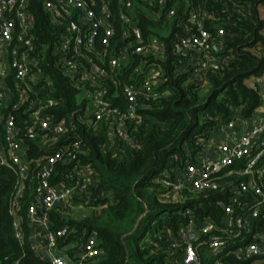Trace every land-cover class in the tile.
Listing matches in <instances>:
<instances>
[{
	"label": "built area",
	"instance_id": "built-area-1",
	"mask_svg": "<svg viewBox=\"0 0 264 264\" xmlns=\"http://www.w3.org/2000/svg\"><path fill=\"white\" fill-rule=\"evenodd\" d=\"M139 1L162 9L167 0ZM42 8L52 25L65 24L50 49L55 64L75 84H85L89 106L83 118L77 119L95 125L102 122L112 146L117 142L134 144L127 127L142 122L137 113L139 98L154 99L161 94L158 88L163 73L157 61L164 59V45L156 37L144 41L132 19V0H117L116 14L109 0H42ZM238 13L244 14L240 9ZM174 14V9L169 10L167 18ZM207 19L211 17L206 12L190 10L176 44L180 69L191 72V80L199 86L231 58L225 53L224 29L210 32L205 28ZM32 26L28 0H0V169L15 175L11 213L29 191L26 216L33 235L41 234L49 264H86L100 252L94 235L79 244L75 260L67 261L59 253L58 242L68 234V228L51 229L49 213L56 207H66L68 215L74 208H91L94 171L90 165L76 162L58 179L56 166L77 160L79 142L67 141L66 132L69 125L74 126L73 121L52 111L62 100L45 92L51 80L39 72ZM130 55L143 58L133 70V81L121 86L126 101V109L121 111L108 100L106 84L115 85L113 75L128 64ZM259 83L264 88L261 78ZM24 104L23 120H18L17 112ZM3 108L10 111L2 114ZM26 141H37L32 157L27 156ZM118 148L122 153L123 148ZM172 175L162 180L164 200L183 202L189 196L217 194L222 198L216 205L223 212L220 221L204 216L195 222L190 211H184L189 217L187 225L166 239L168 249L177 253L176 259L171 254L173 264H231L232 259L264 264V95L250 117L236 115L220 123L200 152ZM76 196L80 201L73 202ZM15 237L20 240L18 231ZM32 249L35 251L33 245Z\"/></svg>",
	"mask_w": 264,
	"mask_h": 264
},
{
	"label": "trees",
	"instance_id": "trees-1",
	"mask_svg": "<svg viewBox=\"0 0 264 264\" xmlns=\"http://www.w3.org/2000/svg\"><path fill=\"white\" fill-rule=\"evenodd\" d=\"M109 2L116 14L117 0ZM132 3V19L140 27L144 41L156 37L165 47L164 59L157 61L163 73L158 88L161 94L151 100L138 99L137 113L142 122L127 127L134 144L117 142L112 146L102 122L95 125L77 119L78 116L83 118L89 106L85 84L81 81L75 84L55 64L50 53L57 33L65 30V24L52 25L43 11L42 0H28L39 72L51 80V86L45 92L62 100L52 111L73 121L74 126L69 125L66 132L67 141L79 142L77 160L59 163L56 174L58 179L64 178L63 175L76 162L80 166L90 165L94 171L90 207H102L80 219L70 218L66 207H56L49 213L51 229L64 225L68 228V234L58 242V249L74 241V246L64 252L67 261L75 260L79 244L94 235L100 252L86 264H173L171 254L176 259L177 253L168 249L166 239L187 225L189 217L184 215V211H190L195 222L204 216L220 221L223 212L216 201L222 197L217 194L197 195L189 196L183 202H170L163 198L166 190L162 180L172 177L173 171L186 159H192L199 153L203 142L220 123L236 115L248 118L262 104L260 83L256 79L264 74V18L258 12L264 0H167L162 9L139 0H132ZM171 9L175 14L167 18ZM192 9L210 15L211 19L205 23L210 32L217 27L224 29L225 53L231 57L218 72L209 73L208 81L201 86L191 80V72L180 69L182 64L176 52L183 25ZM238 9L244 14L238 13ZM140 58L143 57L130 55L128 64L113 75L115 85L107 81L108 100L121 111L126 109L121 86L133 81V70L140 64ZM25 105L17 112L18 120H23ZM9 111L1 109L2 114ZM105 143L107 145L103 147ZM26 144L27 156H34L37 141H26ZM118 147L123 148L122 153ZM15 182L13 172L0 169V264H49L32 249L33 227L26 216L29 191L11 213ZM78 201V196L73 198V202ZM142 215L144 217L137 229L130 234ZM143 222L142 236L138 238L137 232ZM16 231L20 233V240L15 237ZM123 236H126L124 242L129 249L128 256L121 240ZM230 262L259 264L235 259Z\"/></svg>",
	"mask_w": 264,
	"mask_h": 264
},
{
	"label": "rangeland",
	"instance_id": "rangeland-1",
	"mask_svg": "<svg viewBox=\"0 0 264 264\" xmlns=\"http://www.w3.org/2000/svg\"><path fill=\"white\" fill-rule=\"evenodd\" d=\"M258 12H259L260 17L261 18H264V6L263 7H262V5L259 6ZM261 81L264 82V74L261 77ZM101 208L102 207H99L98 210H97V212ZM84 216H88V213L86 211V208H74V209L71 210L70 215H69V217L72 218V219H80V218H82ZM144 226H145V223L143 222L140 225V227L138 229V232H137L138 238H140L142 236V232H143ZM72 246H74V241H69L64 247L60 248V251H61V253L63 255V256L61 255L62 258L63 257L65 258V256H64L65 250L68 249V248H72ZM133 248H135V245L133 246Z\"/></svg>",
	"mask_w": 264,
	"mask_h": 264
},
{
	"label": "crops",
	"instance_id": "crops-1",
	"mask_svg": "<svg viewBox=\"0 0 264 264\" xmlns=\"http://www.w3.org/2000/svg\"><path fill=\"white\" fill-rule=\"evenodd\" d=\"M213 136H215V135H213ZM97 210H98V207H96V208H94V207L93 208L92 207L91 208H86V211L88 213V216L91 215V214H93ZM41 238H42L41 237V234H39V233L38 234H34L32 236V238H31L32 245L34 246V249H35V251L37 253H39V252L42 253L44 251L43 250V246L41 244ZM59 253H60V255H62L61 251H59Z\"/></svg>",
	"mask_w": 264,
	"mask_h": 264
},
{
	"label": "water",
	"instance_id": "water-1",
	"mask_svg": "<svg viewBox=\"0 0 264 264\" xmlns=\"http://www.w3.org/2000/svg\"><path fill=\"white\" fill-rule=\"evenodd\" d=\"M256 82L259 83V82H260V79H259V78L256 79ZM249 85L252 86L253 84L250 83ZM259 89H260L261 95H264V88H263L262 86H260ZM150 100H151V99H150ZM129 143H130L131 145L133 144L132 141H130ZM143 217H144V215H142V216L138 219L136 225L134 226V228H133V230L131 231L130 234H133V233L135 232V230L137 229V227H138V225H139V223H140V221H141V219H142ZM43 230L46 231V229H43ZM125 237H126V236H123V237L121 238V240H122L123 245L125 246V253H126V256H128V255H129V249L127 248V246H126V244H125V242H124ZM41 255H42V257H43L45 260H49V258H50V256L48 255V253H47L46 251H43V252L41 253Z\"/></svg>",
	"mask_w": 264,
	"mask_h": 264
}]
</instances>
